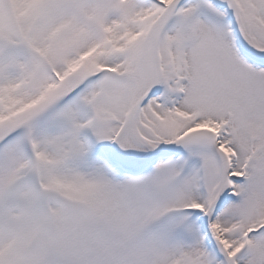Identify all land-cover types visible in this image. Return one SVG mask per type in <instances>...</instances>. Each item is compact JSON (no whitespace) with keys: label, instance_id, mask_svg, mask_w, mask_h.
Masks as SVG:
<instances>
[{"label":"snow or ice","instance_id":"obj_1","mask_svg":"<svg viewBox=\"0 0 264 264\" xmlns=\"http://www.w3.org/2000/svg\"><path fill=\"white\" fill-rule=\"evenodd\" d=\"M0 264H264V0H0Z\"/></svg>","mask_w":264,"mask_h":264}]
</instances>
